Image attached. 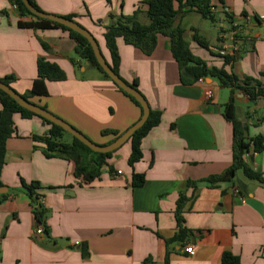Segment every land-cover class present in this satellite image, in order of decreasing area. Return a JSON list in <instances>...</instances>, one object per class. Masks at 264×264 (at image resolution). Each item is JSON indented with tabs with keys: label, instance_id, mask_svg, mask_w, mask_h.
Returning <instances> with one entry per match:
<instances>
[{
	"label": "crops",
	"instance_id": "crops-1",
	"mask_svg": "<svg viewBox=\"0 0 264 264\" xmlns=\"http://www.w3.org/2000/svg\"><path fill=\"white\" fill-rule=\"evenodd\" d=\"M33 1L44 12L71 15L92 34L108 61L102 34L112 16L129 15L139 6L138 20L149 22L146 0ZM212 2L214 22L187 6L173 25L183 29L193 55L208 65L264 85V0ZM19 20L33 19L21 16L13 1L0 0V77L11 75L13 90L27 92L36 77L37 60L44 58L58 64L65 78L47 80V95L30 98L31 102L98 144L113 139L101 130L121 133L138 120L139 108L111 79L75 56V42L66 30L20 27ZM194 31L206 40L207 48L194 40ZM116 46L118 75L129 83L136 80L151 109L160 112L159 124L141 140L142 158L129 166L126 141L108 158L112 171L104 165L97 178L85 182L73 175V161L46 156L44 143L32 137L47 134L48 123L15 114V132L6 140L0 175V264H142L145 257L154 264H221L226 250L239 258V264H264V185L246 177L242 169L230 181H204L232 164L233 127L222 114L230 88L212 77L182 84L164 34H157L149 54L121 38ZM221 54H236V59L224 64ZM208 89L210 98L205 95ZM233 96L235 117L246 134H264V97L251 101L241 90ZM243 159L264 177V149H249ZM132 172L143 173L141 186L131 185ZM21 179L39 182L35 192L42 203V221L36 219ZM180 194L185 197L182 224L190 233L168 244L166 239L177 231L174 211ZM38 226L41 233L35 232ZM189 246L192 250L187 252Z\"/></svg>",
	"mask_w": 264,
	"mask_h": 264
},
{
	"label": "trees",
	"instance_id": "trees-1",
	"mask_svg": "<svg viewBox=\"0 0 264 264\" xmlns=\"http://www.w3.org/2000/svg\"><path fill=\"white\" fill-rule=\"evenodd\" d=\"M11 1L17 5L21 16H31L33 19L19 20L18 25L20 27H32V29H45L52 27L66 30L75 42V46L73 47L75 56L81 59H86L91 66L95 67L105 77L109 78L108 75L101 70V67L93 55L91 49L92 47L84 36L72 31V29L65 25L32 15V13L25 8V5L21 0ZM30 1L36 9L40 10L33 0ZM145 4L147 7L144 10V13L149 19L148 23L145 24L138 20V14L141 12V7L137 6L136 9H134L129 15L120 14L117 17H113L111 15L113 18L112 23L104 28L102 35L109 52L110 60L107 61L111 66V70L118 74L117 69L119 68V55L116 50V40L118 38H121L126 44L139 48V50L144 54H149L155 48L157 34L160 33L166 35L170 40L172 57L175 59L179 67L178 74L182 84H193L199 77H212L217 80L220 86L228 87L231 91L228 100L224 103L222 114L226 119L231 121L233 127L232 164L224 172L208 176L204 181L209 182L210 185L225 180L230 181L235 172L238 169H242L243 174L246 177L251 180H256L260 184L264 185V177H262L261 173L252 170L243 159V155L248 152L249 149L253 152H260L264 149V134H258L253 137L246 134L247 131L245 126L235 117L233 96L236 91L241 90L243 91V94L248 97V99L253 101L259 97H264V85L250 76L238 78L225 67H214L212 65H208L205 61L193 55L188 41L184 39L182 35L183 29L180 26L173 25V20L177 14L187 6L188 8L193 7V9H195V11L202 17L208 18L214 22L212 13V8L215 6L214 3L212 0H146ZM175 4H177V6H175ZM64 17L71 18V15ZM193 38L200 46L205 48L208 47L206 40L201 38L195 31L193 33ZM43 45L47 47L45 43H43ZM220 57H222L224 64H229L236 59V54H221ZM64 78L65 73L58 64L44 58H38L36 77L27 92L20 95L29 100L33 97L45 96L48 93L46 88L47 80L56 81ZM0 80L10 85L13 77L11 75H6L0 77ZM114 85L139 108L140 117L142 107L139 102L129 93L122 90V88H120L117 84L114 83ZM131 85L138 90L136 80H134ZM0 103V175L1 168L5 163L6 140L15 132V124L13 120V116L15 114H18L23 118L36 116L50 125V127H48L47 134L43 136L35 135L32 137L34 140L44 143L45 147H43L42 151L46 156L60 157L73 161V175L75 177H80L83 181L90 182L99 176L100 169H102L104 165L109 167V172L112 171L113 167L109 164L108 158L110 159L112 157L116 149L111 152H95L90 150L87 145L71 136L60 126L51 123L49 120L42 118L19 105L10 97L9 94L1 89ZM42 107L45 108V106ZM160 120V112L151 109L150 107L144 124L128 137L127 141L130 143V149L127 156V162L130 167H133L134 164L142 158V138L149 130L157 126ZM101 133H110V135L113 136V139L120 134V132L110 129H103L101 130ZM64 136L68 138L65 140ZM144 180L145 178L143 173H131V185L133 187L141 186L144 183ZM194 183L195 182L193 181L190 182V184ZM21 185L30 199L32 205L31 208L36 219L38 221H42V203L40 196L35 192V189L40 187L39 182L31 181L28 183L21 179ZM1 186H3V182L0 177V187ZM184 200L185 197L180 194L176 201V208L174 211L177 222V231H175L174 236L171 239H166L168 244L177 240L181 241L187 234L189 235L190 233V230L182 224L183 219L180 215ZM220 262L221 264H239V258L226 250L221 253ZM142 264L154 263L150 257H145Z\"/></svg>",
	"mask_w": 264,
	"mask_h": 264
},
{
	"label": "water",
	"instance_id": "water-1",
	"mask_svg": "<svg viewBox=\"0 0 264 264\" xmlns=\"http://www.w3.org/2000/svg\"><path fill=\"white\" fill-rule=\"evenodd\" d=\"M23 4L25 5V8L32 13V15L52 20V22L59 23L62 25L67 26L68 28L72 29V31H75L79 33L80 35L84 36L88 42L91 45V49L93 52V55L101 67V70L104 71L111 80L117 84L122 90L129 93L133 98H135L139 104L141 105V115L138 118V120L131 126H129L127 129H125L123 132H121L117 137H115L111 142H107L105 144H98L93 141H91L86 135L75 129L72 125H70L69 122L63 120L62 118L50 113L49 110L46 108H43L41 105L36 104L34 102H31L29 99L24 98L19 93H17L15 90H13L10 85L0 80V89L6 92L10 95L12 99H14L19 105L22 107L30 110L34 114L45 118L49 120L51 123L56 124L60 126L63 130L68 132L71 136L75 137L85 145L89 147L90 150L95 152H111L117 148H119L124 142L127 141L128 137L133 134V132L137 129H139L147 119L150 106L146 100V98L137 90V88L133 87L131 85V82H127L123 80L118 74L114 73L111 70V66L109 65L108 61L104 58L101 51L99 50V45L96 41V39L92 36V34L83 28L80 24L73 21L71 18H66L59 15H54L49 12H44L42 10H38L34 7L33 3L30 0H21Z\"/></svg>",
	"mask_w": 264,
	"mask_h": 264
},
{
	"label": "built area",
	"instance_id": "built-area-1",
	"mask_svg": "<svg viewBox=\"0 0 264 264\" xmlns=\"http://www.w3.org/2000/svg\"><path fill=\"white\" fill-rule=\"evenodd\" d=\"M260 18H261L262 21H264V15L261 16ZM197 81L202 82V81H203V77H199V78L197 79ZM205 95H206L207 98L212 97L211 89H208L207 91H205ZM234 191H235V193L239 192V190H238L237 188H235ZM41 231H42V226H38V227L35 229V232H36V233H41ZM77 243H78V241L75 242V244H77ZM185 250H186L187 252H190V251L192 250V248H191V246H189V247H185Z\"/></svg>",
	"mask_w": 264,
	"mask_h": 264
},
{
	"label": "rangeland",
	"instance_id": "rangeland-1",
	"mask_svg": "<svg viewBox=\"0 0 264 264\" xmlns=\"http://www.w3.org/2000/svg\"><path fill=\"white\" fill-rule=\"evenodd\" d=\"M207 24L210 26V22L209 21H207ZM66 135H68V134H66Z\"/></svg>",
	"mask_w": 264,
	"mask_h": 264
}]
</instances>
